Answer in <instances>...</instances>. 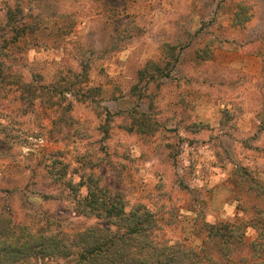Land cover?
Wrapping results in <instances>:
<instances>
[{"label": "rangeland", "instance_id": "obj_1", "mask_svg": "<svg viewBox=\"0 0 264 264\" xmlns=\"http://www.w3.org/2000/svg\"><path fill=\"white\" fill-rule=\"evenodd\" d=\"M96 197L261 256L264 0H0V264H79L126 229Z\"/></svg>", "mask_w": 264, "mask_h": 264}, {"label": "trees", "instance_id": "obj_2", "mask_svg": "<svg viewBox=\"0 0 264 264\" xmlns=\"http://www.w3.org/2000/svg\"><path fill=\"white\" fill-rule=\"evenodd\" d=\"M89 204L110 206L111 209L105 210L106 213L116 217L118 226L125 228L126 225V229L119 235L105 234L99 242L84 243L82 253L78 255L79 264H264V241L251 244L253 250L261 255L259 258L253 261L242 259L239 263L232 258V245H244L243 228L238 224L207 225L206 240L213 245L215 252L211 255L205 246L197 250L179 242L167 244L154 240L155 221L151 214L139 209V206L129 212L128 218L125 217L127 223L126 219L120 217V205L117 203L112 206V203L105 204L96 197L90 200ZM38 244L44 245L41 241ZM23 247L30 248L29 245L16 248L22 251Z\"/></svg>", "mask_w": 264, "mask_h": 264}]
</instances>
